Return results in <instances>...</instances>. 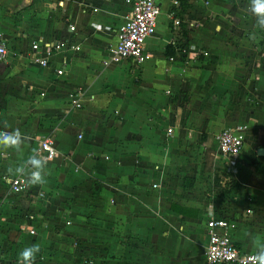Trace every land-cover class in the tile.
<instances>
[{
	"label": "crops",
	"instance_id": "1",
	"mask_svg": "<svg viewBox=\"0 0 264 264\" xmlns=\"http://www.w3.org/2000/svg\"><path fill=\"white\" fill-rule=\"evenodd\" d=\"M131 1L0 0V130L27 137L20 150L0 148V264H18L32 244L35 264H201L206 210L232 219L230 239L244 253L264 241V172L251 166H264L255 154L264 148V31L248 0H154L148 58L132 74L128 62L101 65ZM180 2L187 51L169 61ZM36 40L78 51H55L42 68L29 51ZM236 124L243 147L229 169L214 137ZM45 137L56 152L46 183L12 194L6 180L19 175L8 168L27 171ZM229 181L217 203L202 197Z\"/></svg>",
	"mask_w": 264,
	"mask_h": 264
},
{
	"label": "built area",
	"instance_id": "2",
	"mask_svg": "<svg viewBox=\"0 0 264 264\" xmlns=\"http://www.w3.org/2000/svg\"><path fill=\"white\" fill-rule=\"evenodd\" d=\"M209 2V0H203ZM177 4L176 2L174 3ZM160 15V8L154 0H132L130 11L123 22L117 27L115 32V43L107 48V58L101 62L103 68L110 64L128 62L129 70L132 74L135 67L143 64L148 55L144 51V42L154 31L156 21ZM69 31H73V26H68ZM62 49L78 51V47L67 40L40 41L30 43L29 51L34 55L32 61L39 67L45 68L48 58L53 52ZM7 52L5 46L0 42V60L4 59ZM202 56H206L202 53ZM172 61V58L168 59ZM56 75L61 74V70H56ZM74 97V96H73ZM71 105L78 108V100L71 98ZM243 125H233L221 129L214 137L216 143V155L226 163L231 169L234 157L239 155L243 147ZM171 129H167L169 134ZM39 151L47 161L55 157V149L51 137H45L39 142ZM9 191L14 195H21L28 191L24 187V178L13 177L6 180ZM155 188V185L151 186ZM246 214L250 210H245ZM207 218L204 223L207 244L203 254L201 264H254L251 257L254 253H244L236 248L230 239V232L234 228L231 218L225 216H215L211 210L205 212ZM30 234L33 232L30 231Z\"/></svg>",
	"mask_w": 264,
	"mask_h": 264
},
{
	"label": "clouds",
	"instance_id": "3",
	"mask_svg": "<svg viewBox=\"0 0 264 264\" xmlns=\"http://www.w3.org/2000/svg\"><path fill=\"white\" fill-rule=\"evenodd\" d=\"M248 9L255 18V27L264 31V0H248ZM250 34V39L252 38ZM27 137L19 130L11 131L0 130V148L20 150L26 142ZM29 166L26 171L23 166H17L15 172L8 168L10 175L23 176L24 187L43 185L46 183V158H43L37 149H33L26 161ZM256 252L251 257L254 264H264V241L253 240ZM40 252L38 244H32L24 247L18 254V264H35L37 254Z\"/></svg>",
	"mask_w": 264,
	"mask_h": 264
},
{
	"label": "trees",
	"instance_id": "4",
	"mask_svg": "<svg viewBox=\"0 0 264 264\" xmlns=\"http://www.w3.org/2000/svg\"><path fill=\"white\" fill-rule=\"evenodd\" d=\"M185 9L186 7L184 5H182V3H178L177 8L175 9V17H177L178 20V26L180 29V40L176 41L173 45H167L165 48V56L167 58H171L175 55V53H177V55H179L180 60L183 59L187 48H186V44H184V40L186 38L187 35V25L186 23H183V19H182V15H184L185 13ZM251 166L253 167L254 171L258 174H263L264 172V166L262 164H260L257 160H253L251 163ZM216 186L217 183L215 184ZM231 182H225L223 184V187L220 188V196H224L227 195L231 189ZM174 210V209H173Z\"/></svg>",
	"mask_w": 264,
	"mask_h": 264
},
{
	"label": "rangeland",
	"instance_id": "5",
	"mask_svg": "<svg viewBox=\"0 0 264 264\" xmlns=\"http://www.w3.org/2000/svg\"><path fill=\"white\" fill-rule=\"evenodd\" d=\"M201 5L202 6H204V7H206V6H208L209 5V2H204L203 0L201 1ZM252 20V19H251ZM254 21V20H253ZM199 50L197 51H195V54H194V58H196V59H198L199 58V56H200V54H199ZM201 53V52H200ZM203 53V52H202ZM202 53H201V57L203 58L204 56H202ZM175 93H170V94H168V95H166V96H168V97H170V96H172V95H174ZM176 97V96H175ZM181 101H182V99H181ZM233 126V125H232ZM209 146V145H208ZM207 150V152L208 153H212L211 152V148L209 147V148H207L206 149ZM211 156V155H210ZM247 168V167H246ZM243 172V175H245L246 174V172L245 171H242ZM213 179V178H212ZM213 181V180H212ZM216 186V185H215ZM208 194H205V193H203L202 195V197H204L205 199H207L209 196L213 199V201H215V203H217L218 202V200H219V194H220V190L218 189V188H212V190L211 191H208L207 192ZM245 212V210H243V213Z\"/></svg>",
	"mask_w": 264,
	"mask_h": 264
},
{
	"label": "water",
	"instance_id": "6",
	"mask_svg": "<svg viewBox=\"0 0 264 264\" xmlns=\"http://www.w3.org/2000/svg\"><path fill=\"white\" fill-rule=\"evenodd\" d=\"M257 157H264V148H258L255 151Z\"/></svg>",
	"mask_w": 264,
	"mask_h": 264
}]
</instances>
